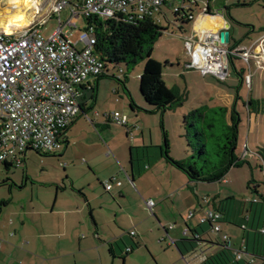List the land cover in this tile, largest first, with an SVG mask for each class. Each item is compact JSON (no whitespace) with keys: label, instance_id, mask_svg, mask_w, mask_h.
Segmentation results:
<instances>
[{"label":"crops","instance_id":"1","mask_svg":"<svg viewBox=\"0 0 264 264\" xmlns=\"http://www.w3.org/2000/svg\"><path fill=\"white\" fill-rule=\"evenodd\" d=\"M195 2L198 4V0ZM206 7V14L202 12L204 7L196 10L197 19L193 34L184 36V41L185 38L198 41L206 31L215 33L227 29L230 32L234 21L231 17V20L227 17V14L230 16L229 7L223 5L222 9L216 13H213L209 4ZM200 19H210L211 28L209 30L198 28ZM231 42L228 46H232ZM93 80L90 79V82H87L85 88L81 90H91ZM106 81L108 80H102L97 84L91 96L94 101L90 98L83 104V109L87 110L96 106L100 97V87ZM113 93L117 94V91ZM135 105L138 107L140 104L135 102ZM133 113L136 114V112ZM93 114L97 115L92 111ZM77 116L60 138L61 149L52 155L62 152V143L68 145L67 135L73 129L72 126H75ZM89 123L99 139L98 151L104 152L106 148L114 158H110L108 154H106L107 158H60L62 162L64 161L63 172L57 176L58 183H54L51 200L48 198L36 202L32 197L28 205H17L14 208H11L10 201L1 200L0 264H158L155 260L153 241L155 240V223L151 218L144 217V212L154 215L155 203L163 205L166 202H170L174 211L177 210V201L186 204L185 207H181L186 212V215H180L183 221L182 230L180 234L171 238L168 237V232L176 231V223L166 230L164 228L169 240L168 245H174L180 256V258L177 256L173 264H200L202 257L206 258L219 249L215 241L222 243L210 236V226L199 224L206 210L217 211L221 202L219 194L210 202L205 199V205L202 206L196 193H198V185L206 183H189L179 171L183 175L178 174L181 185H175L174 177L168 180L167 174L171 173L174 176L176 173L171 170L173 168L164 164L161 158H148L149 156L141 158L139 153L152 146L146 145L144 131L136 127V124L130 125L132 139L127 136L126 128L122 127L125 129V137L132 141L131 146L128 147L125 141H116L113 138L107 115L105 121L98 118ZM137 130L139 134L135 132ZM126 148L129 149L130 158H123ZM133 151L137 158H134ZM26 153L27 151L20 156V166H15L13 162L0 166V176H6L5 182L12 179L11 169L24 170ZM172 159L180 161L185 158ZM111 179L114 180L112 188L106 191L104 184ZM117 182L120 183L119 186ZM34 183V179L23 171L20 184L33 186ZM189 188H192L193 192H190ZM191 195L195 198L194 204ZM249 200L246 199V202L250 203ZM148 201L154 204L151 211L146 206ZM263 207L257 201L248 206L243 202L240 203L239 209L231 220L227 216L221 218L219 225L222 234L231 236L230 227L239 231L236 243H232L229 239V250L239 248L248 233L251 236L248 231L251 227L259 228L264 224L260 219L256 221L257 213H262ZM158 209L161 212L163 207L159 206ZM190 212H194L192 219L187 218ZM223 225L227 227L223 228ZM186 226L190 228V232L196 230L200 236L201 243L198 245V250L202 252L201 254L196 250L194 253L181 255L178 250L177 245L183 252L181 240H191V233L183 234ZM245 227H248V230H244ZM130 232H134V236H130ZM206 233L209 234L212 242ZM161 242H164V238L159 239L158 243ZM126 249H130V252L127 253ZM129 255L132 256L128 257ZM148 255L152 260L148 259Z\"/></svg>","mask_w":264,"mask_h":264},{"label":"rangeland","instance_id":"2","mask_svg":"<svg viewBox=\"0 0 264 264\" xmlns=\"http://www.w3.org/2000/svg\"><path fill=\"white\" fill-rule=\"evenodd\" d=\"M37 1L38 11L29 10L27 12L30 21L29 26L46 20L40 28L42 36L46 39L58 27V16H52L51 14V7L56 0ZM5 3V0H0V14L7 7ZM207 4L210 5L213 13L222 9L223 5L228 6L230 17L234 21L229 32L230 36L239 43L238 46L240 47H251V50L256 48L255 42L264 36V0H198L200 8L205 7ZM68 16L69 8H66L59 15L61 23H65ZM196 19V14H194L193 23L185 26L184 33L178 29L172 15L167 14V20L159 19L158 24L166 30L155 43L151 55L153 60L163 65L162 79L166 87L169 89L177 88L180 92L186 93L187 100L182 106L163 114L160 112L145 113L143 110H148V106L139 91V76L144 68L145 60L140 61L130 69H127L123 64L108 66L109 78L105 79L108 81L100 87V97L96 106L92 107L93 110L85 112L84 115L81 112L78 114L75 126H72L73 129L67 135L68 145L62 143V152L56 155L27 151L24 170L20 168L11 169L12 179L8 182H5V175L0 176V201L8 200L12 206L11 208H14L17 205H28L32 197L36 202L48 198L51 200L54 193V183H58L57 176L63 172L62 165L64 161L62 162L60 158H107L106 154L110 158H114L113 154H110L106 148L104 152L98 151V147H100L99 139L89 121L92 123L98 118L105 121L106 115L117 112L128 119V128H131V124H136V127L143 129L146 145L152 146L150 149H144L139 153L141 158H147L148 156V158H161L160 147H163L166 141L171 158L186 159L193 155V151L188 147L185 138L183 117L189 111L205 105L209 108L227 107L229 109L232 101L234 102L236 96H238L239 99L235 102V109L239 116L236 153L238 158H245L247 164L232 168L224 178L225 182L199 184L198 188L201 189L200 191L198 189L196 194L202 206L205 205V199L210 202L219 194V199L222 202L224 201V205L226 203V206H228L227 215L229 220L236 214L240 203L244 202L248 206L257 201L264 206V157L259 156V151L264 153V111L249 114V110L244 105V102L249 99L251 101H264V63H260L262 61H259V59L253 61L250 58L249 64H247L240 57L235 56L239 59L233 60L234 66L228 64L229 77L224 82H220L210 75L203 77L196 70H186L185 64L189 63L190 59L183 37L193 34ZM85 25L84 19L80 17L76 22L77 28L71 34L70 39L72 41L77 40ZM255 61H258L259 64ZM119 70H121V73ZM239 73H241L243 79L250 76L251 82L249 85L243 80L240 82ZM110 77H114V79ZM117 79L120 81L127 79L125 86L130 97L132 95V101L142 105L138 106L141 110L136 111V114L130 110L129 99ZM89 80L88 82H90ZM113 91H117V94ZM92 111L97 115H92ZM141 119L143 120L141 121ZM110 124L109 129L113 138L116 141H125L130 147L132 141L125 137V129L115 125L112 121H110ZM135 132L138 133L139 130ZM133 153L134 158H137L135 151ZM124 157L130 158L128 148L123 153ZM162 162L166 164L164 161ZM168 167L173 168L170 165ZM171 170H174L173 172L176 175L167 174L168 180L174 177L173 182H175V185H181L178 174L183 175L174 168ZM23 171L34 179L35 185L28 184L24 186L20 184ZM206 193L208 194L206 195ZM246 199H250V203L246 202ZM191 200L193 204L196 203L192 195ZM185 205L184 202L177 201V210L173 211L170 202L163 205L155 203L154 215L144 212V217L151 218L155 223V240L153 241L155 244V260L158 264H173L177 256L180 258L174 245H168L169 240L165 235L164 228L166 230L173 223H176V231L168 232V237L172 238V236L180 234L183 227L180 215H186L184 208L181 207H185ZM159 206L163 207L161 212L158 209ZM159 213L162 215L159 216ZM259 219L264 222V207L262 213H257L256 221ZM222 227L227 226L223 225ZM230 229L231 236L228 237L232 243H236L239 231L234 227H230ZM210 236L221 242L217 234L210 233ZM161 238H164V242L158 243ZM261 244L263 247L261 253L264 257V236L261 237ZM143 250L145 249L143 248ZM130 256L132 255L128 257ZM150 260L152 259L150 258ZM255 263L259 264L258 261Z\"/></svg>","mask_w":264,"mask_h":264},{"label":"built area","instance_id":"3","mask_svg":"<svg viewBox=\"0 0 264 264\" xmlns=\"http://www.w3.org/2000/svg\"><path fill=\"white\" fill-rule=\"evenodd\" d=\"M66 8H69V16L61 23L59 15ZM164 8L170 13H186L194 21L199 6L195 0H82L81 5L73 7L68 0H56L51 14L58 16V27L48 38L45 39L40 30L46 20L10 35L0 31V166L11 162L20 166V156L28 150L39 154L57 153L61 149L62 134L80 113L81 88L102 73L103 63L94 52L93 28L82 29L75 42L70 39L80 17L111 20L121 16L126 22L152 19L158 23ZM206 8L205 5L203 14L207 13ZM255 43L253 50L240 46L229 49L219 43V32L209 31L198 41L185 38L190 59L185 68L224 82L229 77L231 56H238L247 64L250 58L264 63V36ZM244 82L249 85L250 76H246ZM107 119L126 128L129 139L133 138L125 116L115 112L107 115ZM113 181L105 182L106 191L111 190ZM146 206L151 211L154 204L148 201ZM193 217L194 212L187 216L188 219ZM220 220L218 212L206 210L199 224L209 225L210 232L228 245L229 238L221 233ZM257 230L264 236V224ZM187 233L184 229L183 234ZM129 234L134 236L135 233ZM245 251L242 242L239 248L232 250L234 260L255 264V258ZM197 253L202 252L197 250ZM204 260L202 257L201 262Z\"/></svg>","mask_w":264,"mask_h":264},{"label":"trees","instance_id":"4","mask_svg":"<svg viewBox=\"0 0 264 264\" xmlns=\"http://www.w3.org/2000/svg\"><path fill=\"white\" fill-rule=\"evenodd\" d=\"M82 0H68L70 6L76 7L81 5ZM167 14L174 18L178 29L185 32V26L193 22L186 14H176L168 12L164 8L161 19L167 20ZM228 19L231 20L227 14ZM85 21V29L90 26L93 28L96 41L94 52L103 63V71L93 80L91 91L95 90L97 84L105 79H108V66L123 64L127 69L132 68L140 61L145 60L144 68L139 76V91L142 99L148 106V110H143L145 113L154 114L160 112L174 110L182 106L187 100L186 93L180 92L177 88H167L162 77L163 65L151 58L155 43L166 30L152 19H144L136 22H126L121 16H115L111 20H101L97 17L83 18ZM230 41L233 42L229 49L239 45L230 36ZM239 59L235 56L229 57V64L234 66L233 60ZM121 73V70H119ZM240 82H244L241 73L238 74ZM113 78L114 77H110ZM117 82L121 84L122 90L129 99V108L131 111H140L132 101L129 92L126 89L127 79ZM85 98L83 97L82 100ZM94 101V98L91 97ZM239 99L236 96L235 101L228 109L227 107L209 108L202 106L189 111L183 117L185 130V138L188 147L193 151V155L175 161L168 153L166 141L163 147H160L161 159L171 167L180 171L189 183H206L212 184L224 181V178L232 168L240 167L247 164L246 159H240L237 156V136L239 116L235 109V102ZM244 105L249 110V114L257 111H264V101L244 102ZM81 105L80 112L85 113L90 109H83ZM165 136V134H164ZM261 153V154H260ZM39 154V153H38ZM259 156L264 157V153L259 151ZM193 192L192 188H189ZM217 211L221 218L228 217V206L224 201L219 203ZM221 221V220H220ZM248 222V221H247ZM187 235L191 233V240H181L183 252L177 245L181 255L194 253L198 250V245L201 243L200 236L197 231L190 232V228L186 226ZM248 230V227L243 228ZM257 227H251L250 232L245 237V253L255 258V262L264 264V257L261 253V235L258 233ZM209 237V234L206 233ZM210 239V237H209ZM210 242L211 239H210ZM219 249L213 254L206 257L200 264H246L244 261H235L233 252L229 250L227 244H220L215 241Z\"/></svg>","mask_w":264,"mask_h":264},{"label":"bare ground","instance_id":"5","mask_svg":"<svg viewBox=\"0 0 264 264\" xmlns=\"http://www.w3.org/2000/svg\"><path fill=\"white\" fill-rule=\"evenodd\" d=\"M5 7L0 14V30L6 34H12L29 26L27 12L29 10L38 11L37 0H5ZM198 28L209 30L211 28L210 19H200Z\"/></svg>","mask_w":264,"mask_h":264},{"label":"water","instance_id":"6","mask_svg":"<svg viewBox=\"0 0 264 264\" xmlns=\"http://www.w3.org/2000/svg\"><path fill=\"white\" fill-rule=\"evenodd\" d=\"M219 43L223 44V45H229L230 43V34L229 31L227 29L219 32ZM93 91L89 90V89H82L81 90V94L78 98V102L79 105L81 107V105L85 104L92 96ZM85 98L84 100H82V98Z\"/></svg>","mask_w":264,"mask_h":264}]
</instances>
